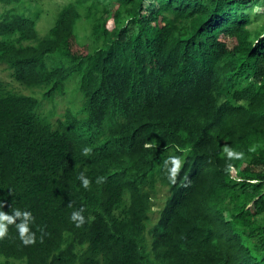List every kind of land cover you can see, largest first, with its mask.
Wrapping results in <instances>:
<instances>
[{
  "label": "trees",
  "instance_id": "16d2710c",
  "mask_svg": "<svg viewBox=\"0 0 264 264\" xmlns=\"http://www.w3.org/2000/svg\"><path fill=\"white\" fill-rule=\"evenodd\" d=\"M259 1L68 0L40 37V0H0V62L9 74L0 79V210L30 211L36 234L25 246L10 225L0 264H264ZM84 8L93 47L76 30ZM76 73L75 113L45 111ZM20 85L47 89L41 99ZM225 136L243 158L206 151L194 159L196 144ZM177 148L186 153L173 185L163 160ZM81 207L86 222L77 227L70 217Z\"/></svg>",
  "mask_w": 264,
  "mask_h": 264
},
{
  "label": "clouds",
  "instance_id": "9594fccd",
  "mask_svg": "<svg viewBox=\"0 0 264 264\" xmlns=\"http://www.w3.org/2000/svg\"><path fill=\"white\" fill-rule=\"evenodd\" d=\"M258 11H260L259 6L253 9L254 13ZM65 112L63 114H65ZM62 118H64V115H62ZM226 138L228 139V137L225 136L224 139H222L223 141L221 140L222 142L219 145H212L208 140H206L201 147L198 146V144H196L195 150H194V159L206 151H210V153L212 154V159H214V157L216 156L217 157L221 156V153L223 151L229 159L243 158L244 156L243 152H237L226 145L227 144V141L225 140ZM145 147H151V145H149V143H146ZM251 150H254V149H250V151ZM175 151H176L175 155H174V150H173L172 155L167 154L166 156L169 155V157L165 159L166 157L165 156L163 160L164 168L166 171V178L173 185L177 183V178L182 169L183 160L185 159V153H186L185 149L182 150L181 155H178L177 153L178 148ZM91 153H92L91 147L86 146L82 149V154L84 156H89L91 155ZM228 168L230 169V172L232 175H236V169L234 166L229 164ZM233 170L235 171L234 173H233ZM78 179L81 181L83 188L85 189L90 188L91 181L83 173L80 174ZM105 179H106L105 177H97L96 183L102 184L105 182ZM154 204L152 206L151 211H149V217L147 220L148 228H151L152 226H154L160 218V209L158 206H156L157 209L155 210ZM68 206L71 207L72 206L71 203H69ZM4 207H5V203L3 201H0V209H3ZM84 211L85 209L81 207L80 209L73 211L71 214L70 219L72 222L76 224L77 227H81L86 222L85 217L83 215ZM154 211L157 212V216L155 217L152 216V213ZM17 221L19 222L17 223ZM34 222H35V218L30 211H26V210L21 211L20 209H13L11 213L9 214L3 210H0V239H4L8 235V229L10 225H15L21 242L25 246L33 245L36 243V234L35 232L31 230V225L34 224ZM40 231H42V229H40ZM41 242H43V236H41Z\"/></svg>",
  "mask_w": 264,
  "mask_h": 264
},
{
  "label": "rangeland",
  "instance_id": "374dc122",
  "mask_svg": "<svg viewBox=\"0 0 264 264\" xmlns=\"http://www.w3.org/2000/svg\"><path fill=\"white\" fill-rule=\"evenodd\" d=\"M42 3V6L38 5L39 8H41V13L40 16L37 18V30L38 34L40 37L45 36L50 27L53 25V19H55L56 13L58 10H55V7L58 4H64L68 0H40ZM108 0H101L102 4L107 3ZM28 4V2H25ZM108 9L112 8L113 5L108 3ZM259 6L260 10L263 8L262 6V1L260 0L256 7ZM255 7V8H256ZM39 10V9H35ZM54 15H52V12H54ZM83 12V17L82 19L76 24V30L78 34L79 41L81 43H89L91 47L95 46L96 43L94 42V39L90 36L91 31H92V23L94 22L93 19H87L85 17L86 13V8L82 9ZM98 15H106L102 10H98ZM54 17V18H53ZM6 65L4 63L0 62V79L4 80H9V74L8 70L5 67ZM79 80H80V75L79 74H73L66 82V93L63 96H57V99H49L46 100L48 101V104L45 103L46 108H44L45 111H47V108L49 107V110L51 111L52 114H55V116H62L63 113L66 111L68 107H70L73 112L75 113L76 109L80 106L81 101H82V92L79 89ZM19 85L18 83H16ZM47 88L44 87H26V86H21L18 91L24 93V94H32L35 95L39 98H44V91ZM55 101L57 102V107L55 108ZM55 116L53 118L55 119ZM235 171L233 170V173ZM164 191V190H163ZM164 194H160L161 198H158L157 201L154 204V209L156 210V206H160V204L163 202L164 199ZM152 216L155 217L157 216V212L154 211L152 213Z\"/></svg>",
  "mask_w": 264,
  "mask_h": 264
}]
</instances>
